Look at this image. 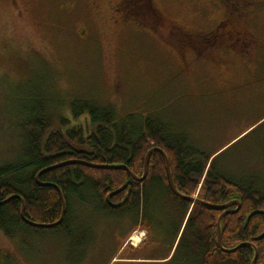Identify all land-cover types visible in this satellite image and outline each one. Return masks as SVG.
<instances>
[{
  "label": "rangeland",
  "instance_id": "obj_1",
  "mask_svg": "<svg viewBox=\"0 0 264 264\" xmlns=\"http://www.w3.org/2000/svg\"><path fill=\"white\" fill-rule=\"evenodd\" d=\"M119 1L0 0V166L24 155L19 125L38 101L75 126L87 120L72 117L71 103L93 100L132 124L159 120L211 156L213 175L264 196V0L250 5L245 29L255 41L244 61L224 39L210 47L225 0H138L150 6L126 25L115 19ZM157 190L145 223L143 208L113 213L74 197L68 229L0 230L2 264H197L190 216ZM138 224L151 233L133 251L126 240Z\"/></svg>",
  "mask_w": 264,
  "mask_h": 264
},
{
  "label": "trees",
  "instance_id": "obj_2",
  "mask_svg": "<svg viewBox=\"0 0 264 264\" xmlns=\"http://www.w3.org/2000/svg\"><path fill=\"white\" fill-rule=\"evenodd\" d=\"M69 109L74 119L84 115L86 125L71 126L69 116L51 111L42 100L23 116L19 126L26 149L15 162L0 166V202L19 195L25 200V215L29 220L53 223L62 213L59 192L54 186H43L39 182L57 185L63 192L67 208L63 222L55 228L68 229L74 197L81 202L96 198L99 202L97 208L113 213L130 208L139 211L143 208L144 213L151 206V188L156 187V190L165 188L186 215L191 203L170 189L165 158L157 151L150 157L148 174L143 181L135 180L123 169L93 168L82 164L50 169L40 174L39 182L36 180L44 169L73 159L94 164H125L141 177L147 152L160 148L168 156L175 185L182 194L193 196L199 192V198L211 204L241 201V208L236 213L222 218V245L229 249L241 243H254L258 250L256 264H264V237L261 238L264 233V196L259 189L219 173L213 175L211 156H203L204 153L189 145L188 140H181L175 133L168 132L166 124L151 116L132 124V116L118 117L113 106L93 100H74ZM201 158L205 163L199 161ZM119 189H122L120 193L111 200L107 199L110 193ZM116 200H123L117 208L112 204ZM21 209L22 202L18 197L0 205V230L11 238L18 227L38 228L22 219ZM222 212L195 205L188 222L193 230L191 249L194 252L190 254L199 257L197 264H252L255 256L252 246L233 253L218 247L217 223ZM1 258L0 251V264L3 262Z\"/></svg>",
  "mask_w": 264,
  "mask_h": 264
},
{
  "label": "flooded vegetation",
  "instance_id": "obj_3",
  "mask_svg": "<svg viewBox=\"0 0 264 264\" xmlns=\"http://www.w3.org/2000/svg\"><path fill=\"white\" fill-rule=\"evenodd\" d=\"M225 1H227V5H229L225 18L219 21V23H217L215 28L211 32L208 33L210 42H211L210 47H215V45H219V40L224 39V41L226 40L227 42L225 44H221V47H224L225 50H231L233 55L237 53H241L240 59L244 61L243 54H244V51H247V49H244L245 46H248L249 44L255 41L251 34H250L251 37L247 35L249 32L248 30L245 29V24L250 20L249 17L251 14L253 15V12H254L253 11L254 9H250V8H253V7H250V5L256 4V1H259V0H254V2H252L251 0H225ZM149 4L150 3L148 2L141 3L138 0H120L116 4L117 7L115 9L117 12L119 11L120 13L118 17L115 19L116 21L120 20V22L121 21L124 22L122 24L126 25L125 22H128V19H131V17L133 20H136V17L140 16L138 15L139 13H137V10L142 9L143 6H146V5L150 6ZM225 26L227 27L226 29H224ZM198 194L199 192L193 196L189 195L188 197H196L197 199H200ZM188 201L191 204L188 207L189 209L186 211V216L187 215L190 216L192 211L194 210L195 205L198 204V203L191 202L190 200ZM122 203H123V200L122 201L116 200L115 202H112L115 208L121 206ZM233 207L236 208L237 206H232L230 209L231 210L235 209ZM174 208H176L177 211L178 210L183 211L182 206H180L179 204L178 206L176 205ZM150 209H151V206L148 207V211H144L143 217H142L143 223H145L148 218H150L151 220L153 219ZM118 211L119 210H116V213ZM139 229L142 231H138ZM136 232H140V234L143 233V235L141 236V238L143 237L142 240H140L137 244H135L133 240V237H134L133 234ZM150 233L151 231H148V229L142 227L141 224H138V226L135 229H133L130 235L128 236L126 243L128 242L127 245L130 246L133 251L145 248L144 245Z\"/></svg>",
  "mask_w": 264,
  "mask_h": 264
},
{
  "label": "water",
  "instance_id": "obj_4",
  "mask_svg": "<svg viewBox=\"0 0 264 264\" xmlns=\"http://www.w3.org/2000/svg\"><path fill=\"white\" fill-rule=\"evenodd\" d=\"M160 152L164 158H165V163H166V171H167V176H168V183H169V186H170V189L172 190V192L180 197V198H183V199H188L190 200L191 202H194V203H198L202 206H205V207H208L210 209H214V210H219V211H223L222 214L219 216V219H218V223H217V226H218V235H217V245L218 247L223 250L224 252H227V253H233L235 251H237L238 249L242 248V247H245V246H252L255 250V256H254V259L252 261V264H256V261H257V257H258V250H257V247L254 245V243H251V242H247V243H241L239 244L238 246L234 247V248H224L223 245H222V229H221V221H222V218L224 216H226L227 214H230V213H236L240 208H241V201L239 200H235V201H231V202H227L225 204H211L207 201H204V200H201V199H197L196 197H188L184 194H182L176 187L175 185V182H174V179H173V176H172V173H171V169H170V162H169V159H168V156L167 154L160 148H152L150 149L147 154H146V157H145V161H144V173H143V176L141 177H138L137 175H135L131 169L125 165V164H117V165H106V164H94V163H90V162H86V161H83V160H68V161H65V162H62V163H59V164H56L52 167H49V168H46L44 169L43 171H41L37 176H36V180L39 182V176L41 173L43 172H46L50 169H53V168H57V167H61V166H64V165H68V164H82V165H86V166H90V167H93V168H108V169H123V170H126L135 180L137 181H143L147 174H148V166H149V161H150V157L152 155L153 152ZM41 185H50V186H54L57 191L59 192V195H60V198H61V201H62V213H61V217L58 221L56 222H53V223H37V222H33L31 220H29L26 215H25V200L24 198H22L21 196L19 195H14V196H11L10 198L4 200L3 202H0V205L1 204H4L8 201H10L11 199L13 198H20L21 199V202H22V209H21V217L22 219L32 225V226H35V227H38V228H54L58 225H60L63 220H64V217H65V213H66V208H67V205H66V201H65V197L63 195V192L61 190V188L57 185H53V184H46V183H41L39 182ZM122 191V189H119L117 191H114L112 193H110L107 197L108 200H111V198L120 193ZM232 206H237L235 209H230ZM264 237V233L261 235V238Z\"/></svg>",
  "mask_w": 264,
  "mask_h": 264
},
{
  "label": "bare ground",
  "instance_id": "obj_5",
  "mask_svg": "<svg viewBox=\"0 0 264 264\" xmlns=\"http://www.w3.org/2000/svg\"><path fill=\"white\" fill-rule=\"evenodd\" d=\"M55 228V227H54ZM139 235H137L136 237H134V242L135 244H137L140 241V238L138 237Z\"/></svg>",
  "mask_w": 264,
  "mask_h": 264
}]
</instances>
